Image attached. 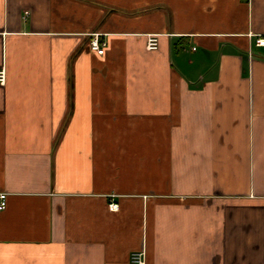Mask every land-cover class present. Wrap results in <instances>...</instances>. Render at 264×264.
I'll return each instance as SVG.
<instances>
[{"label":"crops","instance_id":"1","mask_svg":"<svg viewBox=\"0 0 264 264\" xmlns=\"http://www.w3.org/2000/svg\"><path fill=\"white\" fill-rule=\"evenodd\" d=\"M257 39L264 0H0V264H264Z\"/></svg>","mask_w":264,"mask_h":264},{"label":"built area","instance_id":"2","mask_svg":"<svg viewBox=\"0 0 264 264\" xmlns=\"http://www.w3.org/2000/svg\"><path fill=\"white\" fill-rule=\"evenodd\" d=\"M28 13H24V17H27ZM256 44L259 46H264V40L263 39H257ZM106 47V44L100 40L99 35H93L90 42H89V49L90 51L94 52L98 56H102L104 53V49ZM146 49L148 51H156L158 49V40L156 36H149L146 41ZM6 82V72L5 69H0V86H4ZM6 194H0V212L5 210L6 207ZM109 209L111 211H117L118 207L116 204L111 203L109 205ZM131 263L132 264H144V254L142 252L140 253H134L131 256Z\"/></svg>","mask_w":264,"mask_h":264}]
</instances>
